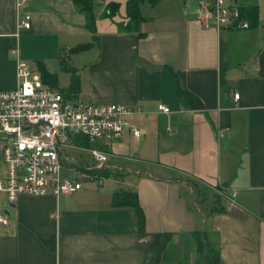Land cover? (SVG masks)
<instances>
[{
    "label": "crops",
    "instance_id": "1",
    "mask_svg": "<svg viewBox=\"0 0 264 264\" xmlns=\"http://www.w3.org/2000/svg\"><path fill=\"white\" fill-rule=\"evenodd\" d=\"M118 1L113 16L97 10L92 33L72 0H0V89L17 86L18 60L49 52L79 79L75 92L72 78L53 88L127 103L141 130L110 143L104 167L84 163L80 189L21 195L8 207L0 264H153L157 233L170 234L157 264H203L198 231L220 264H264V24L220 26L202 0H179L154 15L142 4L129 31L128 0ZM26 14L31 26L19 28ZM83 44L91 45L71 53Z\"/></svg>",
    "mask_w": 264,
    "mask_h": 264
},
{
    "label": "built area",
    "instance_id": "2",
    "mask_svg": "<svg viewBox=\"0 0 264 264\" xmlns=\"http://www.w3.org/2000/svg\"><path fill=\"white\" fill-rule=\"evenodd\" d=\"M26 1L19 0L18 6ZM205 7L206 16L220 26L250 27L247 21L237 23L236 8L227 0H207ZM30 20L31 15L26 14L19 19L18 27L30 28ZM17 80L15 88L0 89V133L4 134L0 139L6 141L2 146L6 170L4 176L0 174L1 225L11 222L4 201L12 206L21 195H60L82 187L80 168L74 169L73 177H62L64 166L75 167L77 159L69 155L70 149L89 150L97 166L104 167L110 158V143L127 130L141 133L129 118L133 110L127 103L70 97L46 85L23 60L17 62ZM158 109L171 112L165 103H159ZM166 130L171 132L174 126L167 124ZM77 137L86 139L88 145L77 142ZM87 176L95 175L90 172Z\"/></svg>",
    "mask_w": 264,
    "mask_h": 264
},
{
    "label": "trees",
    "instance_id": "3",
    "mask_svg": "<svg viewBox=\"0 0 264 264\" xmlns=\"http://www.w3.org/2000/svg\"><path fill=\"white\" fill-rule=\"evenodd\" d=\"M75 5H77L80 10L86 15L88 20V27L92 33H96V14H95V0H72ZM104 1V0H103ZM145 0H128L127 1V13L129 17V21L125 26L126 30H135L139 26L140 19L142 18L141 5ZM109 5H113V10L110 9L105 11L104 15L109 17L115 15L119 8L120 2L118 0H112L108 3ZM236 20L237 23L240 21H247L251 26L256 27L260 24V7L259 2L255 0V3H240L236 7ZM97 39L95 38V42ZM93 43V44H94ZM91 44H83L79 45L76 48L71 50V53L82 51L90 47ZM63 64L65 66V60H63ZM39 69L41 72L42 80L45 84H48L52 87H58V77L55 74L50 73L47 68L43 65V63L39 64ZM79 79L76 74H73L72 83L69 88V93L75 92L78 89ZM120 202V200L118 201ZM133 204L135 205L141 226L144 225V213L138 202V200H134ZM170 239V234H162L157 233L153 240V248L155 249V258L154 263L157 264L159 260L160 253L162 249L165 247V244ZM197 239L199 241L200 249L203 250L204 255L206 257V264H220V254L219 248L213 243V241L209 237L208 232L198 231ZM210 254V255H209ZM207 257H209L207 260Z\"/></svg>",
    "mask_w": 264,
    "mask_h": 264
},
{
    "label": "rangeland",
    "instance_id": "4",
    "mask_svg": "<svg viewBox=\"0 0 264 264\" xmlns=\"http://www.w3.org/2000/svg\"><path fill=\"white\" fill-rule=\"evenodd\" d=\"M112 1V0H95L96 4H95V14L97 13V10L104 15L105 11L107 10H113V5H109L108 3ZM179 0H145L142 4H144L145 6V13L147 15H154L157 13V11L161 10L163 7H167L168 5L174 7L175 5H177L175 2H177ZM203 2H206L207 0H202ZM233 7H237L238 4L240 3H255V0H227ZM259 2V7H260V23L264 24V0H257ZM235 12V11H234ZM47 55V57L45 58L43 55L41 54L45 59H43L42 56H38V58H36V60H32L30 61L28 64L30 65V67L34 70L35 74H39L41 75L40 69H39V64L40 63H44L47 62L48 66H50V68L52 69H56L58 70V85L60 88H65L71 81L72 78V74L71 72L62 69L59 65L58 59L55 58V56H53V54H50L49 52H45ZM4 137L3 133H0V138ZM6 141L3 139H0V174L1 175H5V170H6V164L4 161V157L2 154V146ZM69 155L77 160H75L73 163L75 164V167L70 169L67 165L63 167L62 169V177L63 178H71L74 176V169H76L77 167L80 168V170H82L84 167V163H86V165H96V161L93 160L92 154L91 152L87 151H78L76 149H70L69 150ZM89 163L88 164V161ZM83 161V162H82ZM86 161V162H84ZM80 178L84 180V177L82 175H80ZM85 183V182H84ZM5 208L10 207V209H12V206H9V204L4 201L2 204ZM179 253L181 255L183 254V246H179ZM210 255V254H209ZM209 257H207V260ZM204 259V258H203ZM174 261V262H173ZM170 262L172 263H176L177 261L175 260H168L167 264H169ZM206 261L203 263L205 264ZM171 264V263H170ZM196 264H201L200 262H196Z\"/></svg>",
    "mask_w": 264,
    "mask_h": 264
}]
</instances>
